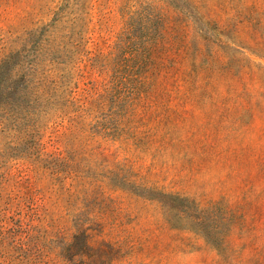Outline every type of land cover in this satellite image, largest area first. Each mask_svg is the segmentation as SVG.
I'll list each match as a JSON object with an SVG mask.
<instances>
[{"label": "rangeland", "instance_id": "obj_1", "mask_svg": "<svg viewBox=\"0 0 264 264\" xmlns=\"http://www.w3.org/2000/svg\"><path fill=\"white\" fill-rule=\"evenodd\" d=\"M0 264H264V0H0Z\"/></svg>", "mask_w": 264, "mask_h": 264}]
</instances>
